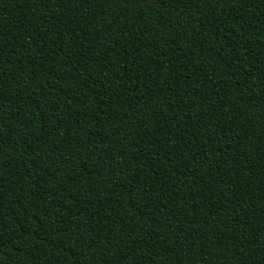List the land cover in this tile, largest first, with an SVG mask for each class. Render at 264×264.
Listing matches in <instances>:
<instances>
[{"label": "trees", "instance_id": "1", "mask_svg": "<svg viewBox=\"0 0 264 264\" xmlns=\"http://www.w3.org/2000/svg\"><path fill=\"white\" fill-rule=\"evenodd\" d=\"M0 264H264V0H0Z\"/></svg>", "mask_w": 264, "mask_h": 264}]
</instances>
